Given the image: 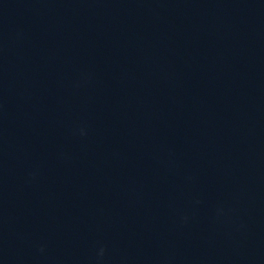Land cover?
<instances>
[{
    "label": "water",
    "instance_id": "1",
    "mask_svg": "<svg viewBox=\"0 0 264 264\" xmlns=\"http://www.w3.org/2000/svg\"><path fill=\"white\" fill-rule=\"evenodd\" d=\"M0 264H264V0H111L15 187Z\"/></svg>",
    "mask_w": 264,
    "mask_h": 264
}]
</instances>
